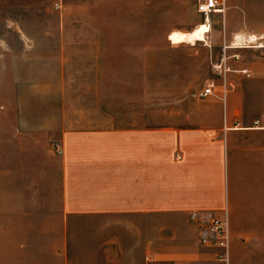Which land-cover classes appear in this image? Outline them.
Instances as JSON below:
<instances>
[{
	"label": "crops",
	"instance_id": "obj_1",
	"mask_svg": "<svg viewBox=\"0 0 264 264\" xmlns=\"http://www.w3.org/2000/svg\"><path fill=\"white\" fill-rule=\"evenodd\" d=\"M131 4L0 0V264H215L189 219L202 209L226 214L229 264H264V239H235L264 194L241 186L264 165V34L231 48L247 7L209 15L224 38L211 95L149 124L112 108L148 65L147 0Z\"/></svg>",
	"mask_w": 264,
	"mask_h": 264
},
{
	"label": "rangeland",
	"instance_id": "obj_2",
	"mask_svg": "<svg viewBox=\"0 0 264 264\" xmlns=\"http://www.w3.org/2000/svg\"><path fill=\"white\" fill-rule=\"evenodd\" d=\"M132 1L116 0L121 6L119 8L128 13L134 8ZM252 1L254 0H225V5L230 6V3L236 2L245 5L248 14L244 19L234 20L233 23L239 26L242 24V28L250 35L258 31L264 34V17L252 12ZM135 22L131 19H122L111 21L110 24L115 23L116 26L117 23L119 26L128 27L135 26ZM202 22L204 19L196 12L195 0H147L148 65L146 69L142 68L141 82H139V69H129L132 73V81L125 84L126 91L121 93L122 98L116 99L112 105V108L122 110L116 111L117 113H129V110L141 107L147 110L149 124L169 123L173 120L183 122L187 109L200 106L204 99L200 97V92L215 78L214 65H217L221 59L224 46L223 20L219 16L211 17L210 32L206 35V40L198 41L194 45L189 43L171 45L167 40V34L175 30L190 31ZM236 35L240 37L232 40L231 48L234 43H239L238 48L263 46L258 41L262 37L256 36L257 39L249 43L247 36L250 35ZM232 53L234 51L228 54ZM250 55L249 52V59H251ZM134 75H137L136 81ZM255 168L256 175L260 178L246 180L241 186L264 190V165H255ZM248 199L253 201L241 205L247 217L243 222L248 226L236 228L235 239H264V194Z\"/></svg>",
	"mask_w": 264,
	"mask_h": 264
},
{
	"label": "built area",
	"instance_id": "obj_3",
	"mask_svg": "<svg viewBox=\"0 0 264 264\" xmlns=\"http://www.w3.org/2000/svg\"><path fill=\"white\" fill-rule=\"evenodd\" d=\"M196 12L204 21L211 14H223L225 0H195ZM211 95V85L200 92V97ZM57 154L61 153L59 143H53ZM189 219L196 228V243L201 249L211 251L215 264H229V250L232 241L226 214L220 215L213 210H192Z\"/></svg>",
	"mask_w": 264,
	"mask_h": 264
},
{
	"label": "bare ground",
	"instance_id": "obj_4",
	"mask_svg": "<svg viewBox=\"0 0 264 264\" xmlns=\"http://www.w3.org/2000/svg\"><path fill=\"white\" fill-rule=\"evenodd\" d=\"M210 32V17L207 18L206 22L198 24L195 28L189 32L173 31L168 35V41L173 45L181 43H189L194 45L198 41H205L206 35ZM240 36L236 35L235 39H239ZM248 42L251 43L257 37L255 35L247 36ZM233 48H238L239 43H234ZM260 45V44H258ZM261 47V46H260Z\"/></svg>",
	"mask_w": 264,
	"mask_h": 264
}]
</instances>
